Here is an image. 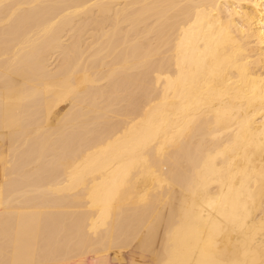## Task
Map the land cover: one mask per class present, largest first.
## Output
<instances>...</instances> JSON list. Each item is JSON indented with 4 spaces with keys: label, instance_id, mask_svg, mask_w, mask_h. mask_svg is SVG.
<instances>
[{
    "label": "bare ground",
    "instance_id": "6f19581e",
    "mask_svg": "<svg viewBox=\"0 0 264 264\" xmlns=\"http://www.w3.org/2000/svg\"><path fill=\"white\" fill-rule=\"evenodd\" d=\"M0 264H264V0H0Z\"/></svg>",
    "mask_w": 264,
    "mask_h": 264
},
{
    "label": "rangeland",
    "instance_id": "374dc122",
    "mask_svg": "<svg viewBox=\"0 0 264 264\" xmlns=\"http://www.w3.org/2000/svg\"><path fill=\"white\" fill-rule=\"evenodd\" d=\"M132 250H129V251L125 252V253H122V258L124 259V261L129 258Z\"/></svg>",
    "mask_w": 264,
    "mask_h": 264
}]
</instances>
